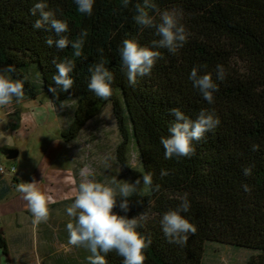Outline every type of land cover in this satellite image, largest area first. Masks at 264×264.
Returning <instances> with one entry per match:
<instances>
[{
	"label": "trees",
	"instance_id": "trees-1",
	"mask_svg": "<svg viewBox=\"0 0 264 264\" xmlns=\"http://www.w3.org/2000/svg\"><path fill=\"white\" fill-rule=\"evenodd\" d=\"M38 0H0V69L13 65L9 75L24 83V99H36L45 93L53 105L75 101V110L68 129L62 133L66 141L77 138L85 123L100 108L112 104L123 143L118 148L130 182L151 173L153 185L142 183L130 198V210L114 211L132 218L147 212L149 219L137 230L152 243L145 250V264H203L206 247L217 243L253 251L249 264H264V0H154L161 11L175 9L189 33L187 42L175 54L159 49L158 59L150 75L138 77L135 86L128 83L120 70L119 48L122 41L135 38L141 46L152 47L157 39L153 29L141 31L134 22L135 4L125 8L122 0H95L92 15L77 11L74 0H46L58 19L68 23L65 33L74 41L81 31L88 35L80 57L74 56L71 44L59 50L49 47L48 36L58 39L54 30L34 29L38 16L30 9ZM151 14V13H150ZM158 19V18H157ZM103 49L106 67L112 71V96L104 101L88 90L89 67L101 58ZM73 60V87L68 92L49 86L56 73L53 59ZM225 69V79H216V65ZM199 74L211 73L218 91L214 103L203 99L189 79L191 69ZM38 77L39 83L34 80ZM180 108L195 120L202 109L213 111L220 120L217 128L194 141L191 158L165 159L160 142L169 135L175 119L170 109ZM133 139L141 157V168L129 166L125 154ZM253 144L259 150L252 151ZM254 165L252 175L243 169ZM167 176H161V170ZM247 183L251 191L245 192ZM156 184L160 191L153 190ZM0 191V200L9 194ZM188 193L190 210L182 215L195 225L187 244L169 243L160 219L180 203L178 197ZM142 200V204L137 201ZM119 204V201H118ZM0 249L8 256V245L0 232ZM107 264H122L115 251L106 256Z\"/></svg>",
	"mask_w": 264,
	"mask_h": 264
},
{
	"label": "clouds",
	"instance_id": "clouds-1",
	"mask_svg": "<svg viewBox=\"0 0 264 264\" xmlns=\"http://www.w3.org/2000/svg\"><path fill=\"white\" fill-rule=\"evenodd\" d=\"M77 11L81 14L91 16L95 0H74ZM130 0H122L123 7H127ZM136 14L134 22L139 29H153L157 39L151 41L152 47L141 46L137 39L127 38L122 41L119 48L120 70L126 75L129 85L135 86L138 77H145L151 74L158 59L162 58L159 49H166L169 53L175 54L187 42L189 33L181 23L182 15L175 9H165L161 11L154 0H142V3L135 4ZM33 16L39 18L33 24L34 29H42L47 26V30H54L58 39L52 36L46 38L45 43L59 50L67 48L70 44L74 49V56L82 55V48L87 30L80 32L79 36L70 41L65 33L69 31L68 23L63 19H58L56 10H50L46 0H38L30 9ZM151 13V14H150ZM158 18V19H157ZM101 58L98 62L89 67L90 80L88 90L96 97L107 101L112 96V83L114 75L106 67L103 59V49H98ZM56 73L52 80L55 86H49V92L54 95L57 89L68 92L74 84L71 73L75 67L72 59L65 57L57 62L53 59ZM14 66L8 65L0 69V107H6L13 102H20L24 97V83L22 80L13 79L9 74L14 72ZM189 79L193 87L198 90L203 99L209 104L214 103V93L218 91V85L214 82L212 74H199V69H191ZM216 79H225V69L222 65H216ZM175 118L168 128L169 135L161 137V144L165 150V159L173 157L191 158L195 155L193 142H199L205 135L214 131L220 124V120L213 111L202 109L195 120L190 119L178 107L170 110ZM252 151L259 150V145L253 144ZM110 157L104 156L101 162L105 167H111L108 163ZM254 165L245 167L243 174L245 177L252 175ZM161 176H167V170H161ZM95 170L89 165H85L80 170V180L76 187L73 202L66 208L67 215L72 218L66 224L68 233V245L75 248H85L91 254L87 257L88 264H107L106 256L115 251L123 258L122 264H145V250L149 248L152 241L137 229L149 219L147 212H141L135 217L128 218L127 215H120L114 211L119 209L128 213L130 210L129 198L136 193L141 183L146 187L153 185L151 173L142 175L134 183L124 181L119 186V192L106 183L95 180ZM35 179L32 182H23L16 186V191L26 202L28 211L32 214L33 224L47 223L50 219V204L54 203L52 195L48 194L38 186ZM115 183V179L113 180ZM243 190L247 193L251 191L250 186L242 184ZM154 191H160V185L156 184ZM119 195V204H118ZM180 203L175 209L166 211L160 219V226L164 236L169 243L184 246L189 239V233L195 234V225L189 222L182 213L190 210L188 193L178 197ZM143 201H137L142 204ZM68 250V249H66ZM223 264L227 261L222 258Z\"/></svg>",
	"mask_w": 264,
	"mask_h": 264
},
{
	"label": "rangeland",
	"instance_id": "rangeland-1",
	"mask_svg": "<svg viewBox=\"0 0 264 264\" xmlns=\"http://www.w3.org/2000/svg\"><path fill=\"white\" fill-rule=\"evenodd\" d=\"M34 80L39 83L38 77ZM75 101L53 105L45 93L36 99H22L0 107V188L2 180L10 184L8 196L0 200V232L8 245V256L0 249V264H88L91 254L85 248L68 245L66 224L72 219L66 208L73 202L80 180V170L89 165L95 170V180L112 186L117 193L130 176L124 168L118 148L123 143L112 104L99 109L82 127L77 138L62 137L73 118ZM17 148L19 156L7 160L3 151ZM110 157L105 167L101 162ZM129 166L141 168V157L133 139L125 154ZM14 166V172L10 168ZM35 179L38 186L52 195L50 219L33 224L16 186ZM115 179V183L113 180ZM131 183V182H130ZM119 201V195H118ZM68 249V250H66ZM254 252L227 245L210 243L203 264H249Z\"/></svg>",
	"mask_w": 264,
	"mask_h": 264
},
{
	"label": "water",
	"instance_id": "water-1",
	"mask_svg": "<svg viewBox=\"0 0 264 264\" xmlns=\"http://www.w3.org/2000/svg\"><path fill=\"white\" fill-rule=\"evenodd\" d=\"M7 160H14L19 156V150L17 148H7L3 151Z\"/></svg>",
	"mask_w": 264,
	"mask_h": 264
},
{
	"label": "crops",
	"instance_id": "crops-1",
	"mask_svg": "<svg viewBox=\"0 0 264 264\" xmlns=\"http://www.w3.org/2000/svg\"><path fill=\"white\" fill-rule=\"evenodd\" d=\"M2 187L0 188V191L3 189V188H9L10 187V184L8 183V181L6 179H3L2 180Z\"/></svg>",
	"mask_w": 264,
	"mask_h": 264
},
{
	"label": "built area",
	"instance_id": "built-area-1",
	"mask_svg": "<svg viewBox=\"0 0 264 264\" xmlns=\"http://www.w3.org/2000/svg\"><path fill=\"white\" fill-rule=\"evenodd\" d=\"M14 170H15V167H14V166H12V167L10 168V170H9V171H10V172H14ZM0 172H1V173H4V172H5V170H4L3 168H1V167H0Z\"/></svg>",
	"mask_w": 264,
	"mask_h": 264
}]
</instances>
